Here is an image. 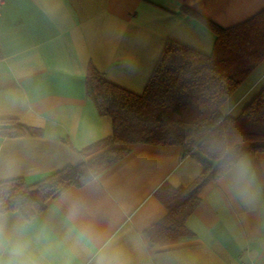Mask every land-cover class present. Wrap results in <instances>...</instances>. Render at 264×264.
Returning <instances> with one entry per match:
<instances>
[{
    "label": "crops",
    "instance_id": "1",
    "mask_svg": "<svg viewBox=\"0 0 264 264\" xmlns=\"http://www.w3.org/2000/svg\"><path fill=\"white\" fill-rule=\"evenodd\" d=\"M262 9L264 0H4L0 118L16 119L24 133L0 135V180L34 183L102 152L83 153L113 134L112 117L87 90L91 67L141 94L169 41L211 54L217 36L208 20L227 28ZM263 87L264 60L222 114L236 118ZM127 148L35 217L0 213V264L264 263V151L243 153L254 172L247 195L224 175L205 182L188 234L151 246L145 231L168 213L157 191L191 186L204 166L178 144Z\"/></svg>",
    "mask_w": 264,
    "mask_h": 264
},
{
    "label": "trees",
    "instance_id": "2",
    "mask_svg": "<svg viewBox=\"0 0 264 264\" xmlns=\"http://www.w3.org/2000/svg\"><path fill=\"white\" fill-rule=\"evenodd\" d=\"M207 23L217 36L213 52L207 55L169 41L141 94L117 85L91 67L87 90L100 114L112 117L113 134L83 153L102 152L34 183L23 177L0 180V213L20 211L27 219L35 217L48 200L68 187L86 184L123 158L130 144H178L185 156L203 164L204 171L189 187L165 184L157 191L168 213L144 236L155 246L188 234L185 221L201 200V186L223 175L222 149L227 147L236 157L245 151H264V87L236 118L221 112L222 105L264 60V9L227 28ZM22 128L14 118H0V135H21Z\"/></svg>",
    "mask_w": 264,
    "mask_h": 264
},
{
    "label": "clouds",
    "instance_id": "3",
    "mask_svg": "<svg viewBox=\"0 0 264 264\" xmlns=\"http://www.w3.org/2000/svg\"><path fill=\"white\" fill-rule=\"evenodd\" d=\"M220 166L223 175L230 181L237 194L247 195L254 180V172L248 158L243 154L233 156L230 150L224 147L220 154Z\"/></svg>",
    "mask_w": 264,
    "mask_h": 264
},
{
    "label": "built area",
    "instance_id": "4",
    "mask_svg": "<svg viewBox=\"0 0 264 264\" xmlns=\"http://www.w3.org/2000/svg\"><path fill=\"white\" fill-rule=\"evenodd\" d=\"M3 2H4V0H0V7L2 6ZM243 264H264V263L244 262Z\"/></svg>",
    "mask_w": 264,
    "mask_h": 264
}]
</instances>
